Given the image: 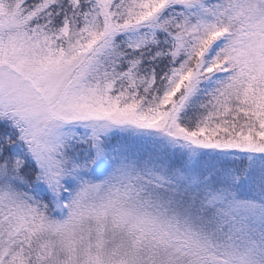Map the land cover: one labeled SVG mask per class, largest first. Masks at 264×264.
<instances>
[{
  "label": "snow or ice",
  "instance_id": "obj_1",
  "mask_svg": "<svg viewBox=\"0 0 264 264\" xmlns=\"http://www.w3.org/2000/svg\"><path fill=\"white\" fill-rule=\"evenodd\" d=\"M0 264H264V0H0Z\"/></svg>",
  "mask_w": 264,
  "mask_h": 264
}]
</instances>
